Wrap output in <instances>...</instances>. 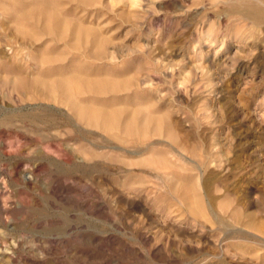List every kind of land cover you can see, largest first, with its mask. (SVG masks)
<instances>
[{
    "label": "rangeland",
    "instance_id": "obj_1",
    "mask_svg": "<svg viewBox=\"0 0 264 264\" xmlns=\"http://www.w3.org/2000/svg\"><path fill=\"white\" fill-rule=\"evenodd\" d=\"M35 1L0 0V264H264V0Z\"/></svg>",
    "mask_w": 264,
    "mask_h": 264
},
{
    "label": "bare ground",
    "instance_id": "obj_2",
    "mask_svg": "<svg viewBox=\"0 0 264 264\" xmlns=\"http://www.w3.org/2000/svg\"><path fill=\"white\" fill-rule=\"evenodd\" d=\"M49 1V0H48ZM51 1V0H50ZM244 1V0H243ZM35 2H38V0H36ZM248 2V1H247ZM50 3V2H49ZM52 3H53V1H52ZM241 3H243L242 1H241ZM245 3V2H244ZM30 4H32V3H30ZM43 4V3H42ZM41 4V5H42ZM54 4V3H53ZM52 4V5H53ZM252 4V3H251ZM33 5V4H32ZM34 6V5H33ZM51 5H49V7H50ZM37 7V6H36ZM35 9V8H34ZM49 9V8H48ZM47 9V10H48ZM52 9H54V8H52ZM247 8H245V10H244V14L245 15H247V16H250V17H254V18H256V19H263L264 18V14H261V12L260 11H258L257 9L255 10V9H251V10H246ZM26 10H28V8H26ZM261 10V9H260ZM57 11V10H56ZM24 13H25V11H23ZM23 12H19L20 14H22ZM30 12V11H29ZM17 13V12H16ZM45 13H46V11H45ZM53 13V12H52ZM54 14H56V12L54 13ZM242 14V13H241ZM27 15H29V14H27ZM32 15V14H31ZM47 15V14H46ZM56 15H58V14H56ZM22 16H23V14H22ZM30 16V15H29ZM29 16H28V18H29ZM40 16V15H39ZM54 16V15H53ZM261 16H263V17H261ZM47 17H49V16H47ZM50 17H52V16H50ZM49 17V18H50ZM57 17H59V16H57ZM37 18H38V16H37ZM33 19V18H32ZM36 19V18H35ZM34 19V20H35ZM44 19L46 20V18L44 17ZM52 19H54V17L52 18ZM33 20V21H34ZM51 19H49V21H50ZM37 21V20H36ZM40 22V21H39ZM17 24H19L18 22H16ZM36 23V22H35ZM45 23H47V22H45ZM44 24V23H43ZM48 24V23H47ZM45 25V26H47V28H48V25ZM25 25V24H24ZM24 25L22 26V24L20 25V26H22V27H24ZM29 25V24H28ZM32 25V24H31ZM50 26V25H49ZM52 26V25H51ZM50 26V27H51ZM26 27H27V24H26ZM33 27H34V25H33ZM44 27V26H43ZM28 28V32L27 33H25V32H23V31H21L22 32V34L24 33V35L25 34H29V31H31V29L29 28V26L27 27ZM45 30H46V28H44ZM74 29V28H73ZM21 30V29H20ZM19 30V31H20ZM27 30V29H26ZM42 30V29H41ZM50 30H51V28H50ZM60 30V29H59ZM17 31V30H16ZM47 32L49 33L50 31L49 30H47ZM56 32V31H55ZM31 33H32V31H31ZM33 33H35V32H33ZM44 33V32H43ZM46 33V32H45ZM50 33H52V32H50ZM53 33H54V31H53ZM20 34V33H19ZM23 35V36H24ZM32 36L34 35V34H31ZM50 35V34H49ZM54 35V34H53ZM30 36V35H29ZM35 37V36H34ZM65 77V76H64ZM70 77V76H69ZM64 81L66 80L65 78L63 79ZM45 81V80H44ZM78 81H80V80H78ZM77 81V82H78ZM64 83V82H63ZM65 83H67V82H65ZM79 83V82H78ZM61 84H62V82L59 84H57V87H59V85H60V87H61ZM50 85V84H49ZM72 85V84H71ZM94 85V84H93ZM51 86V85H50ZM66 86H69V85H66ZM78 86H80V85H78ZM77 85H76V87H78ZM90 86V85H89ZM52 87V86H51ZM73 89V87H67V89ZM65 90H66V87H65ZM69 91H71V90H69ZM73 91V90H72ZM75 105V104H74ZM78 106V105H77ZM85 107V106H84ZM79 112H80V115L79 116H81V117H83V118H85V119H87L88 120V122L89 123H91V124H95V125H103V127H105V129H113V128H117V127H119L118 125L120 124L118 121H117V115H118V113L116 112H113V113H102V112H100V111H97V110H92V109H90L89 107H85V108H80V110H79ZM78 112V113H79ZM130 122V121H129ZM133 121L131 120V123H132ZM134 123H135V125H134ZM133 125H134V128H135V126H136V122H133V124H131V125H129V124H126V126H128V129H130V127L132 128L133 127ZM137 127H138V125H137ZM137 127L134 129V131H133V135H134V132L136 133V132H138L137 131ZM141 128V127H140ZM146 129V128H145ZM127 131V130H126ZM141 131H143V130H141ZM168 132V131H167ZM127 133H128V131H127ZM131 134H132V132H130ZM130 133H128V134H130ZM171 134V133H170ZM138 135V134H137ZM160 159V158H159ZM195 190H196V188H195ZM197 191V190H196ZM194 206V207H193ZM202 206H203V201L199 198V197H195V203H194V205H192V209H191V211H193L195 214H197V215H201V213H202V210H201V208H202ZM189 208V207H188Z\"/></svg>",
    "mask_w": 264,
    "mask_h": 264
}]
</instances>
